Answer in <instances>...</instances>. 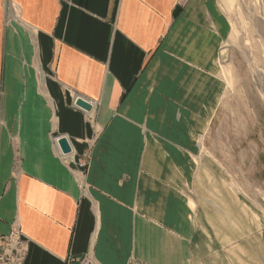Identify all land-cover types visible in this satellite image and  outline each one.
<instances>
[{"label": "crops", "instance_id": "crops-1", "mask_svg": "<svg viewBox=\"0 0 264 264\" xmlns=\"http://www.w3.org/2000/svg\"><path fill=\"white\" fill-rule=\"evenodd\" d=\"M226 32L217 0H0V233L23 264H229L186 194Z\"/></svg>", "mask_w": 264, "mask_h": 264}, {"label": "rangeland", "instance_id": "rangeland-1", "mask_svg": "<svg viewBox=\"0 0 264 264\" xmlns=\"http://www.w3.org/2000/svg\"><path fill=\"white\" fill-rule=\"evenodd\" d=\"M227 32L215 66L221 101L195 161L198 246L208 263L264 264V0H217Z\"/></svg>", "mask_w": 264, "mask_h": 264}, {"label": "built area", "instance_id": "built-area-1", "mask_svg": "<svg viewBox=\"0 0 264 264\" xmlns=\"http://www.w3.org/2000/svg\"><path fill=\"white\" fill-rule=\"evenodd\" d=\"M26 251V239L17 225H12L6 233H0V264H23ZM74 259L78 264H92L85 255Z\"/></svg>", "mask_w": 264, "mask_h": 264}, {"label": "water", "instance_id": "water-1", "mask_svg": "<svg viewBox=\"0 0 264 264\" xmlns=\"http://www.w3.org/2000/svg\"><path fill=\"white\" fill-rule=\"evenodd\" d=\"M74 103H75V105H77L78 107H80L84 110L90 109V104L82 98H76ZM58 145H59V147L63 153H69L70 152V146H69V144L65 138H60L58 140Z\"/></svg>", "mask_w": 264, "mask_h": 264}]
</instances>
